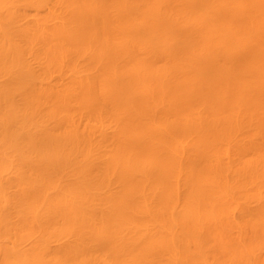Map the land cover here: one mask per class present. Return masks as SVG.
<instances>
[{
    "label": "bare ground",
    "instance_id": "6f19581e",
    "mask_svg": "<svg viewBox=\"0 0 264 264\" xmlns=\"http://www.w3.org/2000/svg\"><path fill=\"white\" fill-rule=\"evenodd\" d=\"M0 264H264V0H0Z\"/></svg>",
    "mask_w": 264,
    "mask_h": 264
}]
</instances>
